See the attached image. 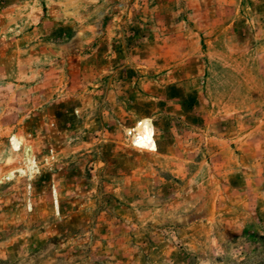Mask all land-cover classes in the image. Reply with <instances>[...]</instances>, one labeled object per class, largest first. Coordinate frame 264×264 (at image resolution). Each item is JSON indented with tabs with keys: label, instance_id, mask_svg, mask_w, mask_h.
<instances>
[{
	"label": "rangeland",
	"instance_id": "374dc122",
	"mask_svg": "<svg viewBox=\"0 0 264 264\" xmlns=\"http://www.w3.org/2000/svg\"><path fill=\"white\" fill-rule=\"evenodd\" d=\"M0 264H264V0H0Z\"/></svg>",
	"mask_w": 264,
	"mask_h": 264
},
{
	"label": "bare ground",
	"instance_id": "6f19581e",
	"mask_svg": "<svg viewBox=\"0 0 264 264\" xmlns=\"http://www.w3.org/2000/svg\"><path fill=\"white\" fill-rule=\"evenodd\" d=\"M143 125H144V129H143L142 134L144 136V140L140 141L139 145H143V146H146V147L152 149V148H154V145L152 142H150L151 135H150L149 127L146 126V123ZM13 145H14V147H17V143H15L14 141H13Z\"/></svg>",
	"mask_w": 264,
	"mask_h": 264
}]
</instances>
